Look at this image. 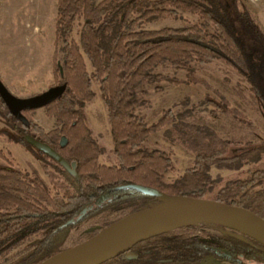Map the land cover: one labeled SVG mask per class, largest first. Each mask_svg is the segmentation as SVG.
<instances>
[{
	"label": "trees",
	"instance_id": "1",
	"mask_svg": "<svg viewBox=\"0 0 264 264\" xmlns=\"http://www.w3.org/2000/svg\"><path fill=\"white\" fill-rule=\"evenodd\" d=\"M241 5V0H57L54 45L60 48L52 56L51 87L65 85L66 89L45 112L68 139L61 154L75 164L77 180L50 161L56 174L49 173L48 186L36 171L28 174L17 168L0 148V264L29 236L40 234L32 251L11 264H39L59 253L55 252L57 236L91 217L128 215L178 197L218 201L264 219L261 170H254L247 179L227 181L207 198L215 186L208 175L211 167L236 169L245 162L256 163L264 143L226 158L232 143L207 126L185 122L181 113L162 111L151 124L137 114L145 104L140 97L148 86L158 90V85L170 82L208 87L194 65L215 61L241 76L264 108V75L247 43L256 45L264 69V32ZM183 13L194 16L196 23L144 29L155 22L179 20ZM77 20L81 24L76 42L68 37ZM164 65L183 72L184 80L156 72ZM92 84L99 88L113 140L111 165L98 162L105 150L89 138L84 119V108L94 98ZM227 112L243 121L236 110L227 108ZM31 114L24 113L30 124L27 129L11 117L0 99V116L16 133L10 142L26 146L24 135L31 133L41 141L42 128ZM156 134L192 157V166L170 183L165 176L172 169L171 157L145 146ZM134 186L153 189L158 195L142 193ZM115 221L103 222V229ZM194 231L196 226L146 240L129 251L134 259H125L124 254L103 264H199L208 258L264 264V244L251 237L228 230V236L205 233L209 240H204Z\"/></svg>",
	"mask_w": 264,
	"mask_h": 264
},
{
	"label": "rangeland",
	"instance_id": "2",
	"mask_svg": "<svg viewBox=\"0 0 264 264\" xmlns=\"http://www.w3.org/2000/svg\"><path fill=\"white\" fill-rule=\"evenodd\" d=\"M100 1L94 0L95 3ZM56 4L57 0H0V80L9 92L18 98L40 94L54 83L52 56L55 50L60 48L59 44L58 47L54 45ZM241 4L264 32V0H241ZM196 21L194 16L183 13L179 20L155 22L144 29L188 27ZM80 24V20L75 21L68 40L78 41ZM247 43L259 65L261 75H264L263 63L256 45L250 40H247ZM58 57L60 58L59 51ZM194 68L197 75L205 79L208 87L170 82L158 85V90L148 86L145 88L146 95L140 97L144 99L145 104L137 110V114L151 124L160 118L162 111L171 109L175 115H184L185 122L207 126L221 139L231 142L234 146L264 143V108L250 93L246 81L221 61L203 66L194 65ZM156 72L179 82L185 77L183 72L168 65L158 68ZM261 85L264 88V78H261ZM92 90L94 98L86 104L84 113L88 116L89 126L100 135L102 143L108 146L100 161L110 164L114 159L111 152L110 128L98 86L92 84ZM227 108L239 112L244 117V122L230 115ZM31 117L34 123L45 130L55 126L54 120L46 117L45 109L34 111ZM8 135L16 136L7 121L0 116V148L8 154L17 168L28 174L36 171L45 183L50 185L51 180L42 171L41 156L30 147L10 142ZM145 146L159 149L171 157L172 169L166 173L165 182L174 181L185 169L192 166V157L179 147L167 143L160 134L150 136ZM108 156L112 161L108 160ZM256 169L264 172V153L258 162H245L236 169L211 167L208 175L215 181V186L207 198L211 199L227 181L247 179ZM121 215L107 220H114ZM105 219L94 217L82 225L66 229L56 238L55 252L71 248L98 233L102 230ZM205 233L230 235L227 229L212 225H198L193 232L202 239L209 240ZM39 238L40 234L29 236L10 252L1 264H11L26 257ZM199 264L231 263L208 258Z\"/></svg>",
	"mask_w": 264,
	"mask_h": 264
},
{
	"label": "water",
	"instance_id": "3",
	"mask_svg": "<svg viewBox=\"0 0 264 264\" xmlns=\"http://www.w3.org/2000/svg\"><path fill=\"white\" fill-rule=\"evenodd\" d=\"M65 89V85H60L28 98H18L12 95L0 81V99L9 114L28 127V121L22 113L47 107L59 99ZM24 141L49 156L77 180L74 164H68L48 145L30 136H25ZM63 142L61 146L65 144L64 138ZM255 146V144L231 145L225 157L242 154ZM134 188L145 194L158 195V192L153 189L141 186H134ZM198 225H212L233 230L264 244V219L253 212L214 200L178 197L128 214L87 240L39 264H103L124 254L125 259L131 260L134 259V255L129 251L137 244Z\"/></svg>",
	"mask_w": 264,
	"mask_h": 264
},
{
	"label": "flooded vegetation",
	"instance_id": "4",
	"mask_svg": "<svg viewBox=\"0 0 264 264\" xmlns=\"http://www.w3.org/2000/svg\"><path fill=\"white\" fill-rule=\"evenodd\" d=\"M1 81V80H0ZM4 85V84H3ZM6 88V87H5ZM7 89V88H6ZM8 90V89H7ZM9 91V90H8ZM13 95V94H12ZM46 108V107H45ZM45 108H42V109H45ZM34 111H36V110H33V111H25V112H30V113H33ZM25 112H23L22 114H23V116L25 117V115H24V113ZM45 115H46V112H45ZM12 118H14L13 116H11ZM46 117L47 118H50V117H48L47 115H46ZM26 118V117H25ZM15 119V118H14ZM27 119V118H26ZM51 119H53V118H51ZM84 119H85V122H86V125H87V130L89 131V138L92 140V141H94V142H96L97 143V145H99V146H101V147H103L104 148V150H105V153L107 152V148H108V146L106 145V144H103L102 143V138L100 137V135L99 134H96L95 133V131H94V129L93 128H91L90 126H89V124H88V121H87V119H88V116H86L85 115V113H84ZM16 120V119H15ZM54 120V124H55V126L53 127V128H51V129H47V130H45V129H43L41 126V128H42V132H43V134H42V136H41V141H39L38 140V138L37 137H33L31 134H25L24 135V137L25 136H30L31 138H33V139H35L36 141H39V142H41V143H43V144H46V145H48L50 148H52L57 154H59L68 164H74L73 162H68L63 156H62V154H61V151L63 150V149H65L67 146H68V139L65 137V135L64 134H62V133H60L59 131L61 130V128H60V126L59 125H57L56 124V121H55V119H53ZM16 121H18V120H16ZM27 121H28V119H27ZM33 121V120H32ZM19 122V121H18ZM20 123V122H19ZM21 124V123H20ZM28 124H29V121H28ZM22 125V124H21ZM24 126V125H23ZM29 126H30V124H29ZM29 126L28 127H26L27 129L29 128ZM109 126V125H108ZM25 127V126H24ZM16 134V133H15ZM50 134H52V135H50ZM110 135H111V133H110ZM8 136H10V135H8ZM12 136V135H11ZM10 136V137H11ZM63 138L65 139V144H64V146H61V144L62 143H64L63 142ZM111 140H112V137H111ZM27 145L26 146H24V147H30V148H32L35 152H37L40 156H41V159H42V161H43V165H42V171H43V173H44V175L48 178V179H52V178H50V174L49 173H54V174H56V172L54 171V169H53V167H52V165L50 164V161L51 162H53L54 164H56L57 166H59V167H61L59 164H57L54 160H52L49 156H47L46 154H44V153H42V152H39L38 150H36L35 148H33L32 146H30L28 143H26ZM111 144H112V146H111V151H112V148H113V140H112V142H111ZM18 145V144H17ZM20 146H22V145H20ZM105 153H103V154H100L99 156H98V162L100 163V164H104V165H111L112 163H108V164H106V162H101L100 161V158H102L103 157V155L105 154ZM108 160L109 161H112V159L111 158H109V156H108ZM13 163V162H12ZM61 168H63V167H61ZM64 169V168H63ZM65 170V169H64ZM66 171V170H65ZM74 171H75V164H74ZM67 172V171H66ZM68 173V172H67ZM75 173H76V171H75ZM69 174V173H68ZM70 175V174H69ZM41 179H42V177H40ZM43 180V179H42ZM44 181V180H43ZM44 183H45V181H44ZM51 183V182H50ZM46 184V183H45ZM47 185V184H46ZM48 186H50V185H48ZM150 189V188H149ZM122 214V215H121ZM126 214H127V212H115V213H113V214H110L109 216H107L106 217V219H105V221H107V222H113V221H117V220H119V219H121L122 217H124V216H126ZM118 215H121V216H119V217H117L116 219H114V220H107L108 218H110V217H113V216H118ZM99 217H103V213H101V214H99V215H97V216H95V218H99ZM92 218H94V217H91V218H89V219H87L86 221H84V222H82V223H80V224H77V225H82V224H84V223H86L87 221H89V220H91ZM104 221V222H105ZM76 225V226H77ZM75 227V226H74ZM107 228V227H106ZM105 229V228H104ZM102 230H103V227H102ZM100 232V231H99ZM97 234V233H96ZM95 235V234H94ZM92 237V236H91ZM90 238V237H89ZM88 239V238H87ZM86 239V240H87ZM85 241V240H84ZM221 261V260H220Z\"/></svg>",
	"mask_w": 264,
	"mask_h": 264
}]
</instances>
